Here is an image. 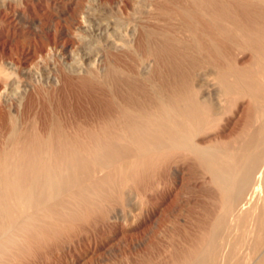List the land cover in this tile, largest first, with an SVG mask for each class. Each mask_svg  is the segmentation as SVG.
Instances as JSON below:
<instances>
[{"label": "bare ground", "instance_id": "6f19581e", "mask_svg": "<svg viewBox=\"0 0 264 264\" xmlns=\"http://www.w3.org/2000/svg\"><path fill=\"white\" fill-rule=\"evenodd\" d=\"M165 1L175 17L164 27L108 38L107 52L126 58L112 52L105 71L92 60L69 76L43 132L13 127L0 148V264L106 215L108 201L128 206L125 181L177 175L185 160L222 208L199 219L211 224L208 240L181 264H264V0ZM242 100L240 133L204 140Z\"/></svg>", "mask_w": 264, "mask_h": 264}, {"label": "rangeland", "instance_id": "374dc122", "mask_svg": "<svg viewBox=\"0 0 264 264\" xmlns=\"http://www.w3.org/2000/svg\"><path fill=\"white\" fill-rule=\"evenodd\" d=\"M171 8L165 0H0V70L8 74H0V148L9 143L13 127L44 131L43 115L59 113L70 75L82 76L92 60L105 71L109 54L126 58L123 49L107 52L110 36L135 29L138 38L145 26L164 27L166 17H175ZM243 57L240 63L250 55ZM248 107L247 100L230 103L204 140L238 135ZM178 170L125 181L128 206L108 201L106 215L91 213L5 264H181L187 252L208 240L211 224L199 219L213 221L209 211L222 207L214 191L208 195L209 179L201 168L185 160ZM120 176L115 169L114 177Z\"/></svg>", "mask_w": 264, "mask_h": 264}]
</instances>
